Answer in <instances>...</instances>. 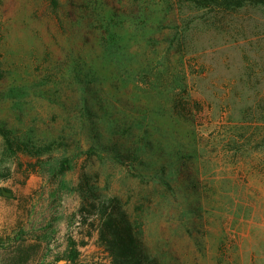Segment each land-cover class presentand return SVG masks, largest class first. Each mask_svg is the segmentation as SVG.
I'll use <instances>...</instances> for the list:
<instances>
[{
  "label": "rangeland",
  "instance_id": "obj_1",
  "mask_svg": "<svg viewBox=\"0 0 264 264\" xmlns=\"http://www.w3.org/2000/svg\"><path fill=\"white\" fill-rule=\"evenodd\" d=\"M58 2L0 0V264H113L111 212L160 264H264V5L173 24L157 4L79 68L96 0Z\"/></svg>",
  "mask_w": 264,
  "mask_h": 264
},
{
  "label": "trees",
  "instance_id": "obj_2",
  "mask_svg": "<svg viewBox=\"0 0 264 264\" xmlns=\"http://www.w3.org/2000/svg\"><path fill=\"white\" fill-rule=\"evenodd\" d=\"M71 1L74 2V0ZM51 2L56 7L59 4L58 0H51ZM160 3H163L162 8H160V11H163L162 19L176 24L181 19V13H178L176 10L177 5L180 8L187 7L195 11L201 10L208 14L211 19H216L221 14L232 13L247 5H264V0H113V2H109V0L98 2L96 0L91 6L78 7V10H75L77 14L73 18V23L76 26L80 39L83 40V42L79 40L77 50L73 54L74 58H76V66L81 68L89 58L86 45H89L87 40L90 36L93 37L91 38L93 44H91L89 49L92 48L99 52L118 46L116 41L120 38L119 33L122 30L128 32L135 31L140 25H143L150 19L152 13L155 12L154 10H157L156 8L153 9L152 6ZM104 6H109L113 10L110 18L102 15V8ZM184 21L185 19L182 18V22ZM5 76L6 71L0 62V80H3ZM98 96L99 94H96L93 98H97ZM178 97L176 96L173 99L175 113L184 118H189L190 110L187 106L190 103L186 99L183 100V98L179 99ZM79 100L80 102L78 103H81L82 99L80 98ZM83 101L86 104L89 103V99L87 98L83 99ZM81 124L85 126L86 122L82 121ZM2 135L7 145L11 148L14 144L18 145L17 141L11 139L10 131H4ZM55 142V140H48L41 146L34 145L33 147H38V150H40L38 155H40L43 151H51ZM123 143L116 136L115 144H118L120 149L122 147V150H127L128 147ZM21 145H18V149L35 153L29 150V146L26 145V149L21 147ZM119 158L122 161V158H125V154H121ZM159 182L161 183L162 180H159ZM125 216L111 212L105 218L101 229V239L105 242L107 250L112 255L113 264H160L154 255H148L142 239L140 238L139 240L135 235L131 220Z\"/></svg>",
  "mask_w": 264,
  "mask_h": 264
},
{
  "label": "water",
  "instance_id": "obj_3",
  "mask_svg": "<svg viewBox=\"0 0 264 264\" xmlns=\"http://www.w3.org/2000/svg\"><path fill=\"white\" fill-rule=\"evenodd\" d=\"M60 264H64V262H60Z\"/></svg>",
  "mask_w": 264,
  "mask_h": 264
}]
</instances>
